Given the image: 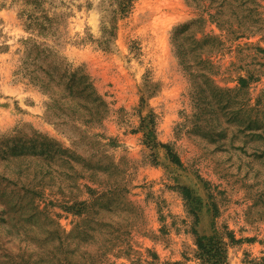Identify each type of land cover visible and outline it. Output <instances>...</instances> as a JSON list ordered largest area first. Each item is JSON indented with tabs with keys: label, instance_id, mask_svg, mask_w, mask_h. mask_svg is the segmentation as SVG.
I'll use <instances>...</instances> for the list:
<instances>
[{
	"label": "rangeland",
	"instance_id": "374dc122",
	"mask_svg": "<svg viewBox=\"0 0 264 264\" xmlns=\"http://www.w3.org/2000/svg\"><path fill=\"white\" fill-rule=\"evenodd\" d=\"M120 1L0 0V264H264V0Z\"/></svg>",
	"mask_w": 264,
	"mask_h": 264
},
{
	"label": "trees",
	"instance_id": "16d2710c",
	"mask_svg": "<svg viewBox=\"0 0 264 264\" xmlns=\"http://www.w3.org/2000/svg\"><path fill=\"white\" fill-rule=\"evenodd\" d=\"M137 0H121L119 2L120 14H128ZM192 3L208 1L214 13L210 16L217 27L235 38H244L247 33H255L260 25L261 8L259 0H190ZM195 25V24H192ZM244 83V81H242ZM184 198L190 206L198 204L199 199L192 197V192L182 189ZM194 213H197V209ZM200 259L203 264H226V252L217 237L199 236L195 231Z\"/></svg>",
	"mask_w": 264,
	"mask_h": 264
}]
</instances>
